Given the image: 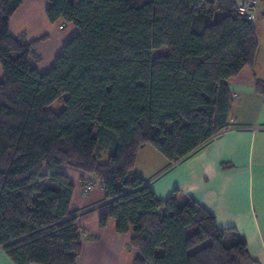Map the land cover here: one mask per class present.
Segmentation results:
<instances>
[{"label":"trees","instance_id":"obj_1","mask_svg":"<svg viewBox=\"0 0 264 264\" xmlns=\"http://www.w3.org/2000/svg\"><path fill=\"white\" fill-rule=\"evenodd\" d=\"M22 1H0V249L10 261L76 264L70 167L102 185L99 226L112 217L130 232L131 264H260L190 196L159 199L132 175L142 147L173 163L226 127L228 79L252 65L258 44L234 1L48 0V20L77 32L45 72L33 64L38 40L9 32ZM255 88L264 94V79Z\"/></svg>","mask_w":264,"mask_h":264},{"label":"crops","instance_id":"obj_2","mask_svg":"<svg viewBox=\"0 0 264 264\" xmlns=\"http://www.w3.org/2000/svg\"><path fill=\"white\" fill-rule=\"evenodd\" d=\"M47 6L48 0H23L9 19L12 36L38 40L33 64L39 72L52 66L77 32L71 22L49 21ZM254 26L258 42L254 61L228 79L232 104L226 127L173 163L154 147H142L132 175L142 178L159 199L175 189L190 196L214 216L219 228H234L246 241L250 257L264 264V94L255 88V80L264 79V10L259 6ZM64 172L74 185L69 210L81 230L76 264H131L135 250L129 245L130 232L118 233L112 217L100 227L99 215L108 206L101 207L91 192L83 193L86 175L70 167ZM85 234L91 238L82 239ZM0 264H13L1 249Z\"/></svg>","mask_w":264,"mask_h":264},{"label":"built area","instance_id":"obj_3","mask_svg":"<svg viewBox=\"0 0 264 264\" xmlns=\"http://www.w3.org/2000/svg\"><path fill=\"white\" fill-rule=\"evenodd\" d=\"M236 12L249 23L254 24L257 16L258 5L261 0H233ZM264 1V0H263ZM94 179L87 178L83 182V193L89 194L93 189Z\"/></svg>","mask_w":264,"mask_h":264},{"label":"rangeland","instance_id":"obj_4","mask_svg":"<svg viewBox=\"0 0 264 264\" xmlns=\"http://www.w3.org/2000/svg\"><path fill=\"white\" fill-rule=\"evenodd\" d=\"M258 6H259V10L260 9L264 10V2H262V0L260 1ZM257 29H259V27H257ZM166 52H167L166 47L161 46V47L153 49V56L165 55ZM52 108L56 112L60 111L62 109V102L59 100L54 102L52 104ZM100 159H101V161H104L106 159V155L102 156ZM94 181H95V183H94L93 189L91 190L92 197L95 200L101 201V203H100L101 207L107 208V205H103L106 202V200L104 197V193H103L102 189L100 188L101 184L96 178H94ZM84 238H91V236L88 234L82 235V239H84ZM130 248L133 249L131 246H130Z\"/></svg>","mask_w":264,"mask_h":264}]
</instances>
